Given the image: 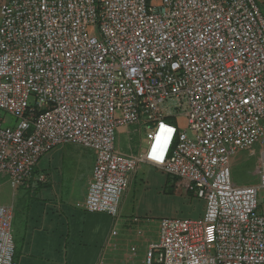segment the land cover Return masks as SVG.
<instances>
[{
	"label": "built area",
	"instance_id": "built-area-1",
	"mask_svg": "<svg viewBox=\"0 0 264 264\" xmlns=\"http://www.w3.org/2000/svg\"><path fill=\"white\" fill-rule=\"evenodd\" d=\"M264 0H0V175L13 188L57 146L96 155L84 209L117 219L149 164L205 202L162 218L144 264H264L259 184L233 166L264 143ZM185 105L183 123L166 105ZM150 124L139 155L121 127ZM15 124V125H14ZM190 132V134H189ZM43 179V178H42ZM13 208L0 205V264H17Z\"/></svg>",
	"mask_w": 264,
	"mask_h": 264
},
{
	"label": "crops",
	"instance_id": "crops-1",
	"mask_svg": "<svg viewBox=\"0 0 264 264\" xmlns=\"http://www.w3.org/2000/svg\"><path fill=\"white\" fill-rule=\"evenodd\" d=\"M142 127L148 132L150 124L144 121L119 128L117 150L134 155L124 152L127 143L122 140L130 142ZM146 147L140 145V153ZM95 161L90 149L74 144L57 146L16 188L8 176L0 175V205L13 208L17 264H144L148 245L158 237L154 214L166 203L180 211L177 206L184 201L172 195L171 176L141 164L130 175L117 219L86 212L84 203Z\"/></svg>",
	"mask_w": 264,
	"mask_h": 264
},
{
	"label": "rangeland",
	"instance_id": "rangeland-1",
	"mask_svg": "<svg viewBox=\"0 0 264 264\" xmlns=\"http://www.w3.org/2000/svg\"><path fill=\"white\" fill-rule=\"evenodd\" d=\"M262 12L264 14V5H261ZM1 23V17H0ZM166 115L170 117V121L175 120V125H178V122L184 123V116L186 112L185 105L176 107L174 102H169L166 105ZM0 116L10 119L14 123L16 122V118L8 113L0 110ZM15 125V124H14ZM190 134V132H189ZM123 144H126V148L124 152H133L134 155H139V146L141 145L143 148L148 145L147 138V129L142 127L141 132L137 133L130 142L126 140H122ZM118 144V140H117ZM120 145V144H119ZM127 154V153H126ZM264 161V143L256 144L252 150L241 152L237 157V161L233 166V180L237 185L240 186H249V185H258L259 177L258 172L262 167V163ZM169 186L174 185V193L172 195H176L180 197L184 204H180L177 208L179 210H175L174 205L172 204L170 207L166 203L163 207L159 208L154 214L155 218L152 219L154 221V225H158L159 221L164 217L167 218H197L201 216L205 209V202L195 199L189 194H186L180 188H178L179 182L175 180V177L170 178ZM168 186V187H169ZM138 188V187H137ZM136 188V189H137ZM169 191V188H168ZM264 196V190L260 193V196ZM262 202L264 201V197Z\"/></svg>",
	"mask_w": 264,
	"mask_h": 264
}]
</instances>
